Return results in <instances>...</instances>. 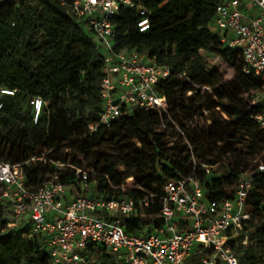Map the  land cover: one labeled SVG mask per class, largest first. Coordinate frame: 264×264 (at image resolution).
<instances>
[{"label": "trees", "instance_id": "trees-1", "mask_svg": "<svg viewBox=\"0 0 264 264\" xmlns=\"http://www.w3.org/2000/svg\"><path fill=\"white\" fill-rule=\"evenodd\" d=\"M74 1L0 0V155L22 163L26 182L36 187L55 176L79 186L82 170L96 185L91 196L137 202L147 197L148 207L122 218L127 233L163 223L165 184L193 173L195 161L210 201L232 197L241 177L250 173L251 219L245 231L253 244L235 253L241 264H264V172L258 171L264 162V130L252 118L263 111L252 105L263 82L243 72L241 51L222 43V33L210 28L223 0H142L150 12L146 32L139 31L136 10H121L113 20L115 49L147 53L173 74L159 88L168 99L167 113L136 112L109 127L99 124L104 57L86 22L73 14ZM203 54L231 66L234 81L212 86L200 63ZM36 97L44 106L35 123L31 100ZM105 147L112 154H105ZM203 148L213 153L211 159ZM224 159V173L205 175L201 164L218 167ZM131 178L133 187L121 190ZM26 231L6 229L0 205V264H51L38 240L23 237ZM100 251L89 249V263L113 264Z\"/></svg>", "mask_w": 264, "mask_h": 264}, {"label": "built area", "instance_id": "built-area-1", "mask_svg": "<svg viewBox=\"0 0 264 264\" xmlns=\"http://www.w3.org/2000/svg\"><path fill=\"white\" fill-rule=\"evenodd\" d=\"M124 8L139 13L140 32L150 29V12L142 0H75L71 5L73 14L86 22L104 57L99 124L107 127L136 112L169 110L168 99L159 88L173 69L158 64L147 53L115 49L113 20ZM247 8L257 9L254 17L247 18ZM210 28L222 33V43L241 51L243 72L263 82L252 98V105L263 111L252 118L264 130V0H223ZM182 77L187 76L184 73ZM1 93L13 95L8 90ZM31 106L36 123L44 102L36 97ZM170 121L183 134L178 124ZM198 165L195 161L193 173L165 184L160 226L127 233L122 218L136 215L138 207H148L147 197L137 202L128 197L107 200L91 196L89 175L82 170H78L79 186L63 184L55 176L36 187L26 182L22 163L6 161L0 155V205L5 209L6 229L26 228L23 237L38 240L51 264H90L86 255L90 248H99L100 256H109L113 264H241L235 248L253 244L245 231L251 219L247 202L252 175L241 177L232 197L210 201ZM201 168L208 176L217 166L201 164ZM258 171L264 172V162L258 164ZM131 182L133 179H128L120 189L125 191Z\"/></svg>", "mask_w": 264, "mask_h": 264}, {"label": "rangeland", "instance_id": "rangeland-1", "mask_svg": "<svg viewBox=\"0 0 264 264\" xmlns=\"http://www.w3.org/2000/svg\"><path fill=\"white\" fill-rule=\"evenodd\" d=\"M201 66L206 72V74L209 77V80L212 84V86H218L223 83H229L231 81H234L235 79V72L231 66L228 64L224 63L222 60L219 58H216L215 56H212L210 54H203L201 60H200ZM254 94V93H253ZM103 152L107 155L112 154V149L110 147H105L103 149ZM202 153H206V157L208 159H211L213 157V153L206 149L203 148L201 151ZM194 156L196 159H201L200 156H198L196 153H194ZM126 157L123 158L122 160V165H121V170H125L123 164L126 162ZM228 167V161L224 159L221 165H219L216 168V174L220 175L225 172V170ZM133 187V182L129 183L127 185V188H132ZM96 188L95 183L90 184L88 188V193L91 194V191H94ZM110 264V262L108 263Z\"/></svg>", "mask_w": 264, "mask_h": 264}, {"label": "crops", "instance_id": "crops-1", "mask_svg": "<svg viewBox=\"0 0 264 264\" xmlns=\"http://www.w3.org/2000/svg\"><path fill=\"white\" fill-rule=\"evenodd\" d=\"M225 1H228V0H225ZM256 12H257V9H255V8H247L245 10V14L247 15V18L254 17Z\"/></svg>", "mask_w": 264, "mask_h": 264}]
</instances>
